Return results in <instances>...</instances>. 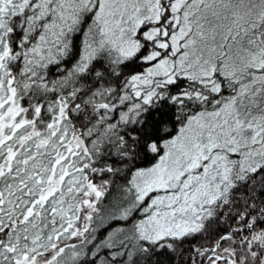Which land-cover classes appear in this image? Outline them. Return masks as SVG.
<instances>
[{
  "label": "snow or ice",
  "instance_id": "snow-or-ice-1",
  "mask_svg": "<svg viewBox=\"0 0 264 264\" xmlns=\"http://www.w3.org/2000/svg\"><path fill=\"white\" fill-rule=\"evenodd\" d=\"M0 264H264V0H0Z\"/></svg>",
  "mask_w": 264,
  "mask_h": 264
}]
</instances>
